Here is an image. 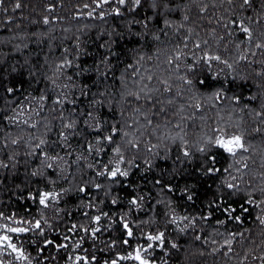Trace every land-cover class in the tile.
Masks as SVG:
<instances>
[{"label":"trees","instance_id":"16d2710c","mask_svg":"<svg viewBox=\"0 0 264 264\" xmlns=\"http://www.w3.org/2000/svg\"><path fill=\"white\" fill-rule=\"evenodd\" d=\"M157 3L116 16L117 5L94 0H4L0 227L40 220L43 228L12 233L26 259L5 262L72 264L80 255L105 264L163 232L143 253L150 264H264V0ZM204 53L227 64L209 67ZM217 129L242 136L248 151L233 157L207 144ZM117 146L129 175H97L114 167ZM43 191L59 194L47 208L29 198ZM97 215L93 240L80 226L97 227Z\"/></svg>","mask_w":264,"mask_h":264},{"label":"snow or ice","instance_id":"6c2138e0","mask_svg":"<svg viewBox=\"0 0 264 264\" xmlns=\"http://www.w3.org/2000/svg\"><path fill=\"white\" fill-rule=\"evenodd\" d=\"M228 2L231 4L232 0H228ZM95 6L96 8H102L104 5H117V7L112 8L111 13L109 14H115L116 16H121L122 13V9L126 10L128 12H135L138 8L141 7L142 4V0H94ZM251 0H241V7H244L246 5H250ZM4 6V0H0V8H3ZM154 9L160 7V4L157 3V0H152V5H151ZM87 7V5H86ZM164 7L166 8L167 5L164 4ZM15 8L18 9L20 8V4L17 2L15 4ZM89 15H91V12L89 13ZM101 18H103V14H101ZM49 21L47 19L44 20V23L47 24ZM145 27H147V25H145ZM240 29L242 32L248 34V36H251V33L249 31V29L245 26H243V23L240 24ZM196 47H200L199 44L196 45ZM257 47H260V45H257ZM176 60L180 59V55L178 54L175 57ZM201 60H203V62L205 64H208L209 67H211V61L215 60L219 63H225L227 64L226 61H222L220 56H216V55H210L208 53H204V55L202 57H200ZM172 61L170 60L169 63H171ZM228 67H231L230 64L227 65ZM181 79H185V78H181ZM186 83H191L190 80L185 79ZM201 84L204 83V81H200ZM8 93H12L13 92V88L9 87L6 89ZM167 90V89H166ZM139 97H137L138 99ZM57 103H59V101H57ZM27 122V121H25ZM31 127H35V124L30 125ZM65 127L71 128L73 127L72 124H67L65 125ZM97 131H99V129H96ZM116 129H113L111 134H109L106 137H103L104 140H106L108 143H112L113 141V136L116 135ZM257 131H259V129H257ZM218 135L215 136V138H209L208 141H206L207 144L209 145H213L217 148L223 149L225 152H227L228 154H230L233 157H236L238 152H247L248 148L245 146L244 141L242 136L240 135H226L225 132L222 129H217ZM126 135V133H125ZM65 139H67V137L65 136ZM13 143H16V141H13ZM46 143V141L44 140H40V142L38 144L35 145V148H40L42 145H44ZM101 144V140L98 137L97 138V145ZM135 146V145H133ZM35 150V149H34ZM91 147L89 148V151H91ZM102 150L101 148H98L97 151ZM114 154L119 157V159L115 162L114 167H112L111 169L105 168L103 171H100L97 173V175L100 176H104L107 175V177L109 179L112 180H117L118 177H127L129 175L127 170H122L120 165L124 163V159H123V155L121 153V149L119 146L114 148ZM199 151L201 152H205V148H200ZM45 155V159H53L52 157H49L47 155V153H44ZM185 156L189 155L188 151L184 152ZM210 159L214 160V157H210ZM8 165L6 164H0V167H7ZM53 165L51 163L46 164V167L51 168ZM207 171L209 173H212L214 171H218V169H215L213 167H209L207 169ZM37 173H33L32 175H36ZM97 187H99V185H97ZM229 188H233L236 187L232 184L228 185ZM80 191H84L83 188L80 189ZM59 194L58 193H54V192H47V191H43V192H38L36 194V196H30V199H34V200H38V203L40 205H42L44 208L49 207V201H55L57 196ZM189 199H191V197H189ZM112 203H116L115 200L112 201ZM132 204H136L137 201L134 199L131 201ZM104 215H107L106 213ZM236 219L238 220L239 217H236ZM100 220H101V216L97 215L95 217L92 218V222L94 224L97 225V227L94 228H88L85 227L83 225L80 226V230H82L83 232L87 233L93 240L97 239V233L101 232V228L99 227L100 224ZM15 223L19 224V225H23L25 223V221H15ZM45 223H47L45 221ZM262 223H264V221H262ZM122 227L126 232V235L131 238L133 236V232L132 229L129 227V224L127 221L122 220L121 221ZM4 230L6 232H13V233H26L30 230H37L39 229V234L43 235V228L41 227V221L37 220L35 221L34 224H30L29 227H9L7 225L3 226ZM50 227V225H49ZM77 229V225L73 224L72 227L69 229V231H74ZM163 238H164V233L160 232L156 235H147L146 239L150 242L147 247H137L133 252H129L127 255L124 256H120L117 255L115 258L111 259L110 261H105V264H120L121 261H126V260H134L137 262V264H150V261L143 255L144 252H147L150 248L153 247L155 242H160L161 244L163 243ZM65 240H68L69 237L65 236L64 237ZM84 238L81 237L80 241L76 242L75 247L79 248L81 247V244L83 243ZM5 243L7 245L8 248H11L12 251L14 253L17 254V259L19 260H24L26 259L24 252L22 249H17L15 244L11 243L10 237L7 235H0V249L4 248ZM123 243L125 245H127L129 243L128 240H123ZM230 243V242H229ZM53 244L52 240H46L45 241V247H47L48 245ZM115 245V241L112 242V246ZM69 245L68 244H60L58 245V248H67ZM173 247H175V245H173ZM86 251V250H85ZM68 259L70 261H72V264H95V260L96 257L92 256L91 258L88 257H84V256H80V255H76V256H69ZM262 259H264V257H262ZM0 264H3L2 261H0ZM30 264V262H29Z\"/></svg>","mask_w":264,"mask_h":264},{"label":"rangeland","instance_id":"374dc122","mask_svg":"<svg viewBox=\"0 0 264 264\" xmlns=\"http://www.w3.org/2000/svg\"><path fill=\"white\" fill-rule=\"evenodd\" d=\"M9 227H14V226H10V225H8ZM12 233L13 232H6L5 230H4V227H0V235H7V236H9L10 237V240H11V243L12 244H15L14 242H13V237H12ZM16 245V244H15ZM16 247H17V245H16ZM13 251H12V249L11 248H8L7 247V245H6V243H5V246H4V248H2V249H0V261H2L3 262V264H11V263H8V262H5V258L6 257H8V256H12L13 255Z\"/></svg>","mask_w":264,"mask_h":264}]
</instances>
